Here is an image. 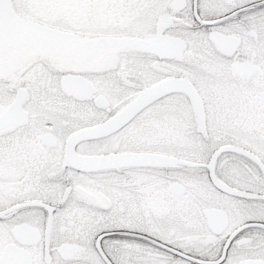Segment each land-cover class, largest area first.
<instances>
[{
  "label": "snow or ice",
  "instance_id": "1",
  "mask_svg": "<svg viewBox=\"0 0 264 264\" xmlns=\"http://www.w3.org/2000/svg\"><path fill=\"white\" fill-rule=\"evenodd\" d=\"M0 264H264V0H0Z\"/></svg>",
  "mask_w": 264,
  "mask_h": 264
}]
</instances>
